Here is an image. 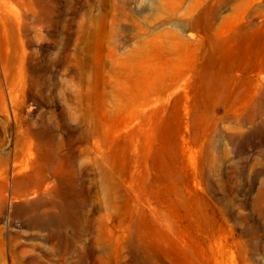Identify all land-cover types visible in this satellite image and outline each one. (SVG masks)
<instances>
[{
	"label": "rangeland",
	"instance_id": "obj_1",
	"mask_svg": "<svg viewBox=\"0 0 264 264\" xmlns=\"http://www.w3.org/2000/svg\"><path fill=\"white\" fill-rule=\"evenodd\" d=\"M0 264H264V0H0Z\"/></svg>",
	"mask_w": 264,
	"mask_h": 264
}]
</instances>
